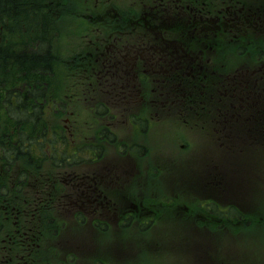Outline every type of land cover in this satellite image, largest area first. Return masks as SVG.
<instances>
[{
	"label": "flooded vegetation",
	"instance_id": "1",
	"mask_svg": "<svg viewBox=\"0 0 264 264\" xmlns=\"http://www.w3.org/2000/svg\"><path fill=\"white\" fill-rule=\"evenodd\" d=\"M77 15L88 30L81 37L72 36L63 42L55 23L49 33L39 35L49 40L52 75L62 61L54 50L58 44L68 46L71 58L64 62L85 71L92 104L109 107L97 113L98 119L107 123L100 134L90 136H81L79 128H54L49 145L51 167L43 171L42 164L38 165L34 178L27 177L24 155H20L21 160L9 161V136L4 138L2 133V175L17 184L27 181L30 188L34 183V201L26 198L23 207L11 210L39 218L34 225L24 224L21 233L16 232L19 239L14 243L20 255L11 257V248H5L0 264H168L167 257L153 255L160 251L176 253L174 264L235 263L232 257L221 255L222 246L216 237L217 232L247 224L242 207L247 208L246 213L256 208L250 205L249 192L232 191L234 182L249 185V166L233 159L201 160L200 154L181 161V153L170 160V165L165 155L144 161L141 156L146 148L142 144L118 143L120 124L115 121H123L133 141L138 132L147 133L154 116L162 124L168 118H185L188 112L181 109L155 112L153 107L185 104L187 89L209 87L211 84L204 80L186 79V72L205 68L217 76L218 66H228L217 62L218 55H231L226 46L251 31L264 33V0H95L93 9L78 11ZM244 50L261 56L249 48L240 54ZM155 71L171 72L167 75L170 78L155 81ZM154 82L162 89L158 97ZM60 100L54 97L52 101L55 114L59 113ZM65 112L67 121L75 114ZM213 119L216 124H225L222 131L230 141L245 138L247 146L264 148L263 112H216ZM221 119L224 122H219ZM113 142L114 156L105 150ZM245 149L249 148L238 147ZM239 165L242 167L234 169ZM168 167H178L179 175H167ZM233 211L240 219L231 222ZM44 213L68 217L72 223L53 221L48 230L50 238H42L47 227ZM257 222L264 223L260 209ZM109 231L114 233L112 243L107 242ZM125 231L211 232L214 239L193 244L180 239L124 240ZM186 249H192L193 255ZM59 252L64 254L62 261L55 258Z\"/></svg>",
	"mask_w": 264,
	"mask_h": 264
},
{
	"label": "trees",
	"instance_id": "2",
	"mask_svg": "<svg viewBox=\"0 0 264 264\" xmlns=\"http://www.w3.org/2000/svg\"><path fill=\"white\" fill-rule=\"evenodd\" d=\"M46 0H0V15L2 16V25L4 28H10V24L5 23L6 18H13L15 20L14 32H20L23 28L21 21L28 22V26L31 28L36 26L34 31L35 36H30L33 39L29 45V50L26 48L28 39L26 42L24 38L15 39L12 44L10 42L7 46L1 47L0 50V113L3 115V119L0 121V131L2 130L4 138L8 134L9 139V161L21 160L20 155H24V161L26 162L27 169L36 170L38 165H41L38 161L48 160L50 140V123L52 122L50 116V81L52 70L53 57L50 54L49 40L46 39V35L41 37L39 32V16L45 17V23L51 24L49 12L50 9L56 7L54 1L47 12H42V7ZM42 31L47 30V25L43 23ZM27 28V32L33 31ZM28 34V33H27ZM31 34H28V36ZM26 48V49H25ZM258 70V69H257ZM259 72V73H258ZM255 73V72H253ZM252 74V73H250ZM256 74L259 78L256 77ZM254 84L249 86V89L245 93H250L247 99L249 104L251 98L256 99V96L263 95L264 98V67L261 65L255 75L252 76ZM240 79V78H239ZM257 80V83L255 84ZM23 90L20 91V89ZM260 89L256 95L255 90ZM257 96V97H258ZM241 101H239V104ZM260 112H264L263 106L258 109ZM1 140V139H0ZM25 144V146H23ZM0 146L2 144L0 143ZM28 176V174H27ZM22 176L19 178V180ZM26 183V182H24ZM10 186H14L12 192V203L16 204L18 192H22L23 185L11 182ZM6 190L0 187V196L5 193ZM2 204V201H0ZM6 216L0 210V234L9 226L10 234H14V230L19 228L18 221L13 224L11 216ZM53 218H43L44 223H52ZM17 225V228L14 227Z\"/></svg>",
	"mask_w": 264,
	"mask_h": 264
},
{
	"label": "rangeland",
	"instance_id": "3",
	"mask_svg": "<svg viewBox=\"0 0 264 264\" xmlns=\"http://www.w3.org/2000/svg\"><path fill=\"white\" fill-rule=\"evenodd\" d=\"M94 1L95 0H64V3L62 4V7L60 9V15L57 17V32L64 33L62 37H65L68 39L70 37V32H82V34L74 35V37H81L85 33H88L87 27L85 24H83V20L79 19L80 21H76V18H72L73 12H75V6L79 5V9L86 11L87 9H93L94 7ZM116 8V7H114ZM118 8L120 6L118 5ZM117 8V9H118ZM76 19V20H75ZM34 30L28 34H31L29 36H35L34 31L37 29L35 25H33ZM40 28H43L42 25H39ZM28 27L23 26L22 30H26ZM24 36V33H22ZM20 36L19 33H17L18 37ZM60 42V41H59ZM65 42V40H63ZM78 42L82 43V39L78 40ZM58 44V42H57ZM66 47H61L58 44V48L55 51V54L58 55V59L61 65L56 69V74L51 75V87L52 93L54 95H57L55 97H60L62 99V105L59 107V113L55 114L53 112L52 118L53 121L50 123V127H59V125L64 126L68 125V130L74 128H79L78 131L81 134H85L86 136L90 135H98L102 132L100 130L104 125V123H107L105 120H99L98 119V111H107L109 107L103 104L94 103L92 104V101L94 98L93 95H90L89 84L87 82L86 73L85 71L79 69L75 70L71 66L68 65V62H64V60H70L71 53L70 50H67ZM232 48L231 46H229ZM248 58L243 56H232L231 60H234L236 62H240L241 64L245 63V59ZM229 56L225 57L224 60H222V63L225 61H228ZM221 60V57H220ZM220 67V66H219ZM227 71V70H223ZM220 72V71H219ZM171 72H163V71H155L154 72V80L159 79H169L170 77H167V75ZM189 73L186 75V79H199L202 78L203 80L206 77V70L205 68H199L196 70V72H187ZM250 74V71H246L244 69H240L237 71L230 72V76L234 79H239L245 75ZM175 75V74H174ZM173 78V74H171V79ZM153 89H154V95L158 97V94L162 89L159 87V84L154 82L153 83ZM93 88V87H92ZM98 96L100 95V92L98 91ZM69 96V97H66ZM160 101V100H159ZM103 102V100H101ZM108 102V101H107ZM188 105V104H186ZM139 107V106H138ZM63 110H61V109ZM92 108L93 111H90L89 109ZM159 108L157 106L153 107V111L156 112ZM65 110L69 112H74V116L71 117L68 121L66 120L67 117L65 116ZM161 110V109H160ZM113 112L114 109H111ZM149 111V109H147ZM152 111V110H151ZM57 124H56V123ZM118 122L120 125L118 126L116 132L118 136V143H130V144H142L146 149L145 154H142V159L144 161H151V159H155L156 157L165 155L168 156V164L170 160H174L176 158V155L178 156L181 153V157H186V155H190L192 153L193 156H195L194 150V143H206L205 137L200 133H195V131L188 130L187 128H183L180 126L178 120H175L172 125H170V128H173L174 130L167 131V134H159V132L162 129H165L162 126L161 121L157 120V117L154 116L153 120H150V129L147 131V133L138 132L136 134L135 140H129V135L126 130V126L124 125L123 121H115ZM69 123V124H68ZM189 125V124H188ZM185 129V130H184ZM200 129V128H198ZM134 134V133H133ZM205 135L210 139L209 135L205 132ZM114 143H111L110 145H107L105 147L106 153L113 154L114 156ZM187 143L189 146H187L186 151L180 150L178 148V144H185ZM193 143V144H192ZM148 149V150H147ZM185 151V152H184ZM183 152V153H182ZM262 170H257L256 173H258L259 178L255 179V182L252 183L253 187L260 183V189L264 195V162L262 163ZM36 174H32V176H35ZM160 175V174H159ZM263 176V178H262ZM259 190L257 188L254 189V192L258 193ZM22 220V218H21ZM9 231L7 232V234ZM258 235H257V234ZM233 237L236 240L237 244V250H241L243 252V257L246 262H249L250 264H264V231L258 230V231H251L247 232L246 234L242 231H236L235 233H232ZM248 235H253V237H247ZM152 233H144L140 232L137 235L130 234L131 237L136 238H146L151 236ZM260 235V236H259ZM259 236V237H258ZM7 237L6 233L0 235V251L1 247H3V241ZM18 237V235H17ZM113 232L109 231L107 233L106 238L108 243H112L113 241ZM247 237V238H246ZM50 238V237H48ZM126 239H130L129 236L126 235ZM16 245V244H15ZM15 245L12 244L13 248H15ZM249 256V261H247V257ZM59 259H63V254L58 255ZM171 264V263H169Z\"/></svg>",
	"mask_w": 264,
	"mask_h": 264
},
{
	"label": "bare ground",
	"instance_id": "4",
	"mask_svg": "<svg viewBox=\"0 0 264 264\" xmlns=\"http://www.w3.org/2000/svg\"><path fill=\"white\" fill-rule=\"evenodd\" d=\"M55 1V0H54ZM54 1H52L51 2V0H46L45 2H44V4H43V6L41 5V7H42V12L41 13H44V12H47V10H48V8L50 7V5L54 2ZM8 20H9V22H10V25L13 27V29H14V27H15V20L13 19V18H7ZM39 24H41L42 26H44L43 25V23L44 24H46L47 26H48V22L47 23H45V17L44 16H39ZM21 25L22 26H26V27H28L30 30H31V28H34V27H29L28 26V22L27 21H25V20H22L21 21ZM15 30V29H14ZM16 32V31H15ZM16 33H18V32H16ZM33 38L32 37H30V36H28V41L27 42H29V43H27V46L28 47H26L28 50H29V45L31 44V40H32ZM25 48V49H26ZM21 90H23V87H22V89H20V91ZM0 139H2V132L0 131Z\"/></svg>",
	"mask_w": 264,
	"mask_h": 264
}]
</instances>
